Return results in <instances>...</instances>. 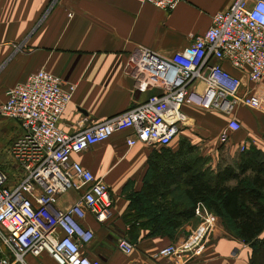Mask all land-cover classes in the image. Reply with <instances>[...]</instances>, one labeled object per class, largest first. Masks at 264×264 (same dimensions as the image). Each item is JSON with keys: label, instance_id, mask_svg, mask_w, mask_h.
<instances>
[{"label": "crops", "instance_id": "crops-1", "mask_svg": "<svg viewBox=\"0 0 264 264\" xmlns=\"http://www.w3.org/2000/svg\"><path fill=\"white\" fill-rule=\"evenodd\" d=\"M233 1L182 0L166 11L136 0H0V105L14 85L44 70L60 77L64 88L74 86L58 127L68 135L90 128L161 92L134 67L135 51L146 49L168 57L187 48L210 27L212 16L226 11ZM221 65L241 80L242 101L233 113L240 129L230 133L227 152L233 159L243 151H255L264 157V76L253 83L227 62ZM212 96L213 90L204 82L192 85L182 107L187 117L182 133L185 127L194 125L196 133L210 143L227 130L228 118L210 107ZM14 124L19 137L20 124ZM129 134L130 131L114 133L71 156L109 188L113 200L112 216L106 223L86 215L83 225L94 235L82 245L81 253L102 264H174L152 255L180 242L196 221L182 222L172 230L166 227V231H177L174 239L149 236L151 227L139 226L134 209L144 212V207L133 196L143 190L149 156L155 149L141 143L127 146ZM82 193L83 190L66 192L59 197L58 207L67 209ZM206 211L212 216V235L202 254L187 264H249V246ZM122 237L134 245L130 255L117 249V241ZM259 237L264 238V232ZM45 257L48 264L54 263L46 254L41 256L42 260Z\"/></svg>", "mask_w": 264, "mask_h": 264}, {"label": "built area", "instance_id": "built-area-1", "mask_svg": "<svg viewBox=\"0 0 264 264\" xmlns=\"http://www.w3.org/2000/svg\"><path fill=\"white\" fill-rule=\"evenodd\" d=\"M136 1L169 11L182 0ZM132 62L144 80L161 92L74 135L58 127L73 85L64 88L60 77L40 70L7 91L0 116L20 124L22 134L12 142L10 154L23 176L12 188L0 170V264H27L26 257L43 254L55 264H102L81 253L82 245L94 235L83 221L87 214L98 223L109 221L112 196L103 182L71 156L124 131H130L129 147L138 143L169 147L187 120L182 107L195 82L213 90L211 109L228 118L227 130L219 137L227 143L230 133L240 129L233 113L242 101L241 80L221 62L242 71L253 83L264 76V0H234L226 11L212 16L210 27L187 48L168 57L139 49ZM70 190L83 193L73 205L61 209L59 197ZM199 205L195 214L204 218L202 222L152 258L187 264L202 254L213 232V220ZM116 245L124 255L134 249L125 237Z\"/></svg>", "mask_w": 264, "mask_h": 264}, {"label": "trees", "instance_id": "trees-1", "mask_svg": "<svg viewBox=\"0 0 264 264\" xmlns=\"http://www.w3.org/2000/svg\"><path fill=\"white\" fill-rule=\"evenodd\" d=\"M183 149L166 159L168 166L161 172L158 164L153 166L152 158L157 152H152L143 190L133 196L144 207V212L134 209L139 226L151 227L149 236L174 239L177 231L164 229L172 230L191 220L194 208L202 203L230 225L226 229L229 233L249 246V264H256L258 255L264 252V238L259 237L264 232V157L255 151L240 152L231 166L220 167L209 178L194 171L192 162H178L177 157L185 154ZM227 180L233 182L228 184ZM178 190L181 197H173Z\"/></svg>", "mask_w": 264, "mask_h": 264}, {"label": "rangeland", "instance_id": "rangeland-1", "mask_svg": "<svg viewBox=\"0 0 264 264\" xmlns=\"http://www.w3.org/2000/svg\"><path fill=\"white\" fill-rule=\"evenodd\" d=\"M187 123V121H186ZM194 125H190L188 127H185L182 133H179L177 138L174 140L172 144L166 149H160L155 146L154 147L157 153L154 154V158H152V152L149 156V159L152 158L153 166L158 164L159 167H161L160 172L164 170L165 166H168L166 159L170 158L172 154H176L181 148L183 149V153H185L182 156H178L177 159L179 163H186L187 161L192 162L193 170L199 171L205 177H212L214 176L217 169L220 167H223L225 165H230L233 163V156L229 155L227 151L228 146L226 143H222L219 141L210 142L208 138L201 137L199 134L196 133L197 130H195ZM190 131V134L185 133ZM18 134V127L14 124V121H11L9 119H6L2 116H0V170L5 173V175L8 178V182L6 183L9 187H15L17 186L21 179L22 174L20 171L16 168L14 160L10 154V146L13 142V140L17 137ZM213 148V150H210ZM166 150V151H165ZM200 150H205L207 152L206 155H202ZM212 153V156L208 154L209 152ZM240 154V153H239ZM152 171L149 174V181H151ZM147 178V179H148ZM233 182L231 180H227V183ZM173 197H181V193L178 191H175L173 194ZM199 208L206 209L207 207L205 204L199 203ZM197 208V206H196ZM196 208H194V217L190 220L196 221L195 226L192 227L195 228L198 226L204 218L196 215ZM217 217V216H216ZM219 221L221 226L226 230L230 227V225L225 221H223L220 217ZM196 219V220H195ZM191 229V230H192ZM190 230V231H191ZM189 231V232H190ZM227 231V230H226ZM229 232V231H228ZM212 235V233H211ZM209 240V239H208ZM26 263L27 264H48V260L45 257L43 260L41 257L39 258H31L26 257ZM55 264V263H53ZM256 264H264V252L258 255V258L256 260Z\"/></svg>", "mask_w": 264, "mask_h": 264}]
</instances>
